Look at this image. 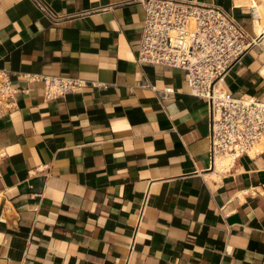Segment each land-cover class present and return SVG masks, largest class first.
I'll use <instances>...</instances> for the list:
<instances>
[{
	"label": "crops",
	"instance_id": "crops-1",
	"mask_svg": "<svg viewBox=\"0 0 264 264\" xmlns=\"http://www.w3.org/2000/svg\"><path fill=\"white\" fill-rule=\"evenodd\" d=\"M42 1L56 19L0 0V69L18 90L0 118V264H264V134L217 170L187 72L136 62L139 0ZM193 1L258 39L221 86L264 102V0ZM25 73L102 86L47 100Z\"/></svg>",
	"mask_w": 264,
	"mask_h": 264
},
{
	"label": "built area",
	"instance_id": "built-area-1",
	"mask_svg": "<svg viewBox=\"0 0 264 264\" xmlns=\"http://www.w3.org/2000/svg\"><path fill=\"white\" fill-rule=\"evenodd\" d=\"M35 6L52 20L57 15L42 0ZM144 9L136 62L163 65L187 72L189 94L203 98L208 105L209 158L225 154L237 159L250 150L264 134V102L240 99L221 86L223 78L258 39L250 38L225 11L193 0H139ZM10 71L0 69V118L14 108L18 91L12 86ZM28 81H41L44 97L51 100L79 92L95 81L61 75L23 74ZM105 86V85H103ZM148 192L138 213L139 225ZM133 245V243H132ZM131 245V249H132Z\"/></svg>",
	"mask_w": 264,
	"mask_h": 264
},
{
	"label": "bare ground",
	"instance_id": "bare-ground-1",
	"mask_svg": "<svg viewBox=\"0 0 264 264\" xmlns=\"http://www.w3.org/2000/svg\"><path fill=\"white\" fill-rule=\"evenodd\" d=\"M254 147L249 152V154L252 155V156L255 154ZM232 162H234V159H233V156H231V155L225 154V155H222V156H218L215 159L216 169L217 170H220L222 168H226L227 169L228 167H230Z\"/></svg>",
	"mask_w": 264,
	"mask_h": 264
},
{
	"label": "rangeland",
	"instance_id": "rangeland-1",
	"mask_svg": "<svg viewBox=\"0 0 264 264\" xmlns=\"http://www.w3.org/2000/svg\"><path fill=\"white\" fill-rule=\"evenodd\" d=\"M256 146H257V145H256ZM256 146H255V147H256ZM255 147H254V149H255Z\"/></svg>",
	"mask_w": 264,
	"mask_h": 264
}]
</instances>
